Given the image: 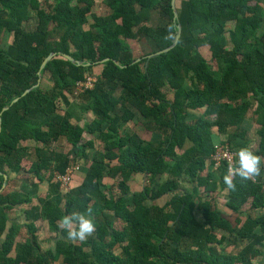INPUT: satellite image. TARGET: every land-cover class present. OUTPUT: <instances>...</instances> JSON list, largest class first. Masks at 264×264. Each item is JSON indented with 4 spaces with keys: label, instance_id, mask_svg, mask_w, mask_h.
I'll return each instance as SVG.
<instances>
[{
    "label": "trees",
    "instance_id": "obj_1",
    "mask_svg": "<svg viewBox=\"0 0 264 264\" xmlns=\"http://www.w3.org/2000/svg\"><path fill=\"white\" fill-rule=\"evenodd\" d=\"M99 1L0 0V264H263L264 0H177L178 22L173 0ZM242 141L261 175L226 192L216 145ZM89 209L95 233L63 241Z\"/></svg>",
    "mask_w": 264,
    "mask_h": 264
},
{
    "label": "clouds",
    "instance_id": "obj_2",
    "mask_svg": "<svg viewBox=\"0 0 264 264\" xmlns=\"http://www.w3.org/2000/svg\"><path fill=\"white\" fill-rule=\"evenodd\" d=\"M168 40H176L178 37L172 33L169 26ZM238 160L235 164L229 161L227 172L223 177L226 192L229 190L235 191L236 184L234 178L239 177L242 181L252 180L261 175L262 157L255 154L251 148L243 147L237 153ZM58 227L63 232H66L69 241H84L89 236H92L96 231V225L91 217V209L87 214L82 212H73L66 215L58 222Z\"/></svg>",
    "mask_w": 264,
    "mask_h": 264
},
{
    "label": "built area",
    "instance_id": "obj_3",
    "mask_svg": "<svg viewBox=\"0 0 264 264\" xmlns=\"http://www.w3.org/2000/svg\"><path fill=\"white\" fill-rule=\"evenodd\" d=\"M95 82L96 79L90 78L87 82L80 83L77 87V94L92 89ZM213 161L215 162L216 167L223 163L229 164V161H232L233 164H235L237 162V151H234L229 144H217L213 155ZM72 173V169H68L65 174L56 173L55 177L60 184L61 191L65 192L71 189Z\"/></svg>",
    "mask_w": 264,
    "mask_h": 264
},
{
    "label": "water",
    "instance_id": "obj_4",
    "mask_svg": "<svg viewBox=\"0 0 264 264\" xmlns=\"http://www.w3.org/2000/svg\"><path fill=\"white\" fill-rule=\"evenodd\" d=\"M173 8H174V12H175V21L178 22V20L180 19V13H179V11H178V7H177V0H173ZM182 35H183V26H182L181 24H179V25H178V33H177V37H178V38L176 39L175 43H174L172 46H170V47H168V48H166V49H164V50H162V51H159V52H156V53L150 54V55H148V56H146V57L138 58V59L135 61V63L142 62L144 59H147L148 61H150V60H152V59H154V58H156V57H158V56H161V55H163V54H167V53L171 52L172 50H174V49L178 46V44H179V42H180V40H181V38H182ZM56 54H57V53H51L48 57L45 58V60L43 61L42 65H41V70H43V69L45 68V66H46V65L52 60L53 57L56 56ZM62 55H63L64 57H66L67 59H69L71 62H73V63H75V64H77V65H79V66H83V65H88V66H90V65H91L90 63H89V64H84V62L77 60L76 58H74V57L71 56V55H68V54H62ZM109 61H111L110 58L105 59L104 61H102V63H106V62H109ZM115 62L118 63V61H116V60H115ZM118 64H119V63H118ZM38 74H39V81H38V83H37L35 86H33L32 88L26 90V91L24 92L23 96L26 95V94H28L30 91H32L33 89H35V88H37V87L39 86V84H40V82H41V72H39ZM18 100H19V98L15 99V100L12 102V104L16 103ZM8 109H9V107H4V108H3V112L6 111V110H8ZM1 125H2V119L0 118V132H1ZM2 174H3V173L0 172V175H2ZM7 180H8V176H7V175H4V184H3V188L6 187V182H7ZM0 192H1V190H0Z\"/></svg>",
    "mask_w": 264,
    "mask_h": 264
},
{
    "label": "crops",
    "instance_id": "obj_5",
    "mask_svg": "<svg viewBox=\"0 0 264 264\" xmlns=\"http://www.w3.org/2000/svg\"><path fill=\"white\" fill-rule=\"evenodd\" d=\"M240 145L241 146H239V147H237V149H238V151L241 149V148H243V147H249V146H247L246 144H244V141H242V142H240ZM62 149V146H59L58 147V150H61ZM237 151V152H238ZM85 169H86V167L84 166V167H79V169L78 170H82V171H85ZM139 179V178H138ZM139 186H141L140 184H138ZM20 186V183H19V181H15L12 185H11V188L12 189H14V188H18ZM47 185H46V183H42V184H40L39 185V191L40 192H45V191H47ZM233 214H230V213H228L227 214V217L230 219V216H232ZM41 225V223L39 222V223H37V226H40ZM51 234V237H49V232H46V230H44V229H42L41 230V232H40V234H39V242H40V244H41V246H42V248H43V250L45 249V250H53L55 247H56V241L57 240H59L60 239V237H57V234L56 233H54L53 231H52V233H50ZM63 241H65V242H69V240L67 239V238H63L62 239ZM238 251V250H237ZM237 251H235L234 253H237Z\"/></svg>",
    "mask_w": 264,
    "mask_h": 264
},
{
    "label": "rangeland",
    "instance_id": "obj_6",
    "mask_svg": "<svg viewBox=\"0 0 264 264\" xmlns=\"http://www.w3.org/2000/svg\"><path fill=\"white\" fill-rule=\"evenodd\" d=\"M99 7H100V9L103 12L108 10V7L103 3L102 0L99 1ZM131 44L134 46V48H135V50L137 51L138 54L145 55V52L147 53L149 51L148 50L149 47L144 42H137V43L136 42H131ZM203 54L206 55V57H209V55H210L208 53V51H206V50L203 51ZM132 128H133L132 130H134V131H137V132L141 131V128L139 126L135 125V124H132ZM62 147H63V145H62ZM144 183L145 182H144L143 178L139 177L138 181H136L134 186L137 185V187L139 188L140 186H138V184L144 185ZM70 187L72 188V186H70ZM235 218H236L235 215L230 216L231 220H235ZM263 264H264V262H263Z\"/></svg>",
    "mask_w": 264,
    "mask_h": 264
}]
</instances>
